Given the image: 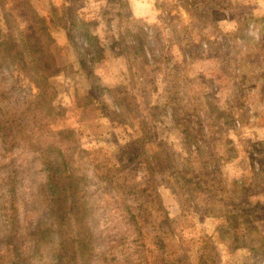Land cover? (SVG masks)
Listing matches in <instances>:
<instances>
[{
  "label": "rangeland",
  "instance_id": "1",
  "mask_svg": "<svg viewBox=\"0 0 264 264\" xmlns=\"http://www.w3.org/2000/svg\"><path fill=\"white\" fill-rule=\"evenodd\" d=\"M129 1L153 15L131 18ZM34 9L64 73L43 117L34 88L0 67V119L14 120L0 136V264H60L43 188L57 151L69 212L87 197L92 264H160L202 242L203 264H264V0H0V42L26 36ZM73 15L98 30L93 64Z\"/></svg>",
  "mask_w": 264,
  "mask_h": 264
},
{
  "label": "trees",
  "instance_id": "2",
  "mask_svg": "<svg viewBox=\"0 0 264 264\" xmlns=\"http://www.w3.org/2000/svg\"><path fill=\"white\" fill-rule=\"evenodd\" d=\"M120 1L117 0V2ZM248 21L245 24L246 28L249 26ZM22 23L25 24L23 29L26 32V36L23 35L18 39H11L12 42L8 46L0 42V67L9 65L12 71L11 73L16 74L17 78L22 77V80L34 88L35 93L32 95L31 101L39 108H35L34 112H37V115L43 113V117H49L56 109L52 104L54 90L51 80L60 74L63 75L64 72L57 63V58L54 53L55 47L53 49L54 41L48 32L45 18L35 9L23 10ZM67 25L69 27L68 32L73 35L74 40H76L75 38L83 37L85 45L91 47L87 56L90 57L91 64H93L95 51L92 46L99 45L97 28L91 26L86 19H77L74 15L71 16ZM253 28L259 29L258 32L262 37L264 36L263 20H257ZM110 41L114 44L115 39H110ZM72 50L78 55L79 64L81 65L84 56L79 54L75 44H72ZM72 92L76 93L77 91L73 88ZM82 99L87 100L86 104L90 103L89 97L86 96ZM39 102L44 106L38 104ZM71 104L79 107L78 99H73L71 96ZM23 105V111H29L27 110L28 102ZM12 115L14 117V113ZM13 121V118H10V116L5 117V119H0V136H4L5 131L12 126ZM49 155L50 152H46V160L47 158L50 159L48 157ZM56 155L54 156L55 163L51 161L46 164L47 170L43 185V188L46 189V192L50 196L53 226L56 229H62L61 232H58L59 235L56 236L59 245L53 257L60 264H92L94 257L96 259V255L94 252V241L89 230V207L85 202L87 197L85 193L78 196L81 202L78 204L74 213L69 212L73 209L71 207L73 198L67 187L69 186L71 177L67 174L60 152L57 151ZM52 235L53 233L50 230L44 229L37 231L31 241L33 253H37L43 249L47 240H51ZM203 244L202 242L200 247H198V251H186L183 253V257L164 260L160 264H203V255L206 249L203 247ZM191 257H195V259L192 260ZM32 259L33 257L29 256L28 260L18 259L12 264H30L33 261ZM152 264L158 263L153 262Z\"/></svg>",
  "mask_w": 264,
  "mask_h": 264
},
{
  "label": "crops",
  "instance_id": "3",
  "mask_svg": "<svg viewBox=\"0 0 264 264\" xmlns=\"http://www.w3.org/2000/svg\"><path fill=\"white\" fill-rule=\"evenodd\" d=\"M128 7L130 10V15L131 18L135 17V18H141V19H145V18H149L150 15L152 16V12H151V8L150 5L147 3V1H145L142 5V3L140 1L135 2V1H129Z\"/></svg>",
  "mask_w": 264,
  "mask_h": 264
}]
</instances>
